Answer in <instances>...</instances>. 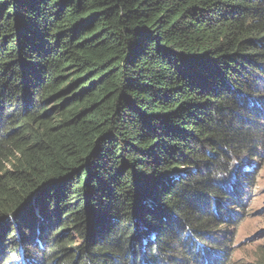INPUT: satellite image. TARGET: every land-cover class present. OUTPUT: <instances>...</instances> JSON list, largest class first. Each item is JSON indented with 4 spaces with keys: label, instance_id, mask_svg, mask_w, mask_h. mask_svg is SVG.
<instances>
[{
    "label": "trees",
    "instance_id": "obj_1",
    "mask_svg": "<svg viewBox=\"0 0 264 264\" xmlns=\"http://www.w3.org/2000/svg\"><path fill=\"white\" fill-rule=\"evenodd\" d=\"M260 80L264 0H0V246L27 232L42 264H179L257 151Z\"/></svg>",
    "mask_w": 264,
    "mask_h": 264
},
{
    "label": "rangeland",
    "instance_id": "obj_2",
    "mask_svg": "<svg viewBox=\"0 0 264 264\" xmlns=\"http://www.w3.org/2000/svg\"><path fill=\"white\" fill-rule=\"evenodd\" d=\"M264 107V103H263ZM245 154L238 155L232 158V162L228 165V169L235 170V179L238 177L236 169L243 172L244 167L255 166L254 169L248 173L245 184L241 188L234 186V183H223L221 193L216 195V199H211L209 209L216 211V221L210 223L204 230H206V238L212 241L203 240L198 249H194L195 243L198 237L190 230L191 236L187 237L188 245H185L186 251L181 253L176 258H179L177 263L179 264H252L258 262L259 258L263 255L264 249V144L259 145L255 154H251L248 161H245L243 157ZM243 159V160H242ZM223 182L221 180L219 183ZM229 190L231 192H237L241 197L240 204L232 203L228 198H223V191ZM224 200L226 215L228 212L234 216L233 220H228L225 216L220 215L218 204ZM229 206V207H228ZM89 212V211H88ZM90 214V212H89ZM87 214V218L89 217ZM11 222V219H7ZM139 217L136 218V230L140 236H143L146 232L145 226L140 222ZM236 220V221H235ZM235 221V222H233ZM90 221H88L89 223ZM10 233V231H9ZM62 233V231H59ZM28 235L26 240L21 239L20 244L27 248L23 252L25 261L22 264H42L44 255L37 252L34 245L29 246L26 243L32 242L33 236ZM72 236L73 241H77L78 244L82 242L81 238H78L75 233L69 231L64 237ZM16 238L20 237L19 234L14 235ZM153 236V235H152ZM233 236V238H230ZM65 238V239H66ZM216 238L223 239L225 243H228V253L217 262L211 260L214 256V249L216 246ZM144 239L143 241H145ZM142 241V240H141ZM35 243V241L33 242ZM17 244V243H16ZM15 246V245H14ZM14 246H11L14 248ZM18 248V247H17ZM14 253H8L12 260L4 264H20L21 259L15 257ZM36 263H31L36 261ZM31 259V260H30ZM79 259H82L80 256Z\"/></svg>",
    "mask_w": 264,
    "mask_h": 264
},
{
    "label": "clouds",
    "instance_id": "obj_3",
    "mask_svg": "<svg viewBox=\"0 0 264 264\" xmlns=\"http://www.w3.org/2000/svg\"><path fill=\"white\" fill-rule=\"evenodd\" d=\"M261 82H263L264 83V81L263 80H260L258 83H261ZM264 90V89H263ZM249 95V94H248ZM258 96V98H259V100H257L256 99V97ZM253 98H254V101H253ZM246 104H245V106L243 107L244 108V110L246 111V115H245V118H247L248 120H251L252 121V123H251V130L253 131V132H255V133H257V135H259V137L258 136H256L254 139L255 140H257V144H256V146L257 147H259V145H262V144H264V107H263V103H264V93L263 94H253L252 96H247V99H246ZM253 107H255V109H257V111H258V117L256 118V116L255 115H252L251 116V113H250V108H252L253 109ZM260 108H261V110H260ZM263 111V112H262ZM261 136V137H260ZM257 150H258V148H257ZM251 154H255V153H250V152H247V153H245V156L243 157V159H245V161H248V157L250 158V155ZM242 159V160H243ZM254 167L255 166H252V165H250V166H247V167H244V170H247V169H250V172L254 169ZM243 170V171H244ZM236 174H238V172H237V170H236ZM238 179V177L235 179V170H230V169H228V172L222 177V180H223V182H221V183H219V185H218V187L220 188V190H222V184L223 183H234V186L235 187H237V188H241L244 184H245V182H243V183H241V187L240 186H236L235 185V180H237ZM225 191H228V192H230V193H232V194H237L238 196H239V194L237 193V192H231V191H229V190H224L223 191V198H228L229 199V196L228 195H226V194H224V192ZM221 192V191H220ZM224 195H226L225 197H224ZM240 197V196H239ZM241 198V197H240ZM215 200V199H214ZM224 200L225 199H223V201L222 202H220V203H222L223 205H224ZM229 201H230V199H229ZM242 201V200H241ZM231 202V201H230ZM219 203V204H220ZM232 203H235V202H232ZM219 204H218V208H219V211L221 210V208L219 207ZM236 204H240V203H236ZM229 207V206H228ZM225 208H227V206H225L224 205V207L222 208V210H225ZM211 211H213V219H212V222L213 221H216L217 219H216V211L213 209V210H211ZM220 215L223 217V216H225V215H222V211H220ZM236 221V220H235ZM235 221H233V222H235ZM24 233H27V232H24ZM202 233H204L205 234V236H206V230H203L202 231ZM24 237L25 238H27L28 237V235H24ZM203 238H206V237H203ZM230 238H233V236H231ZM18 239V238H17ZM24 240H26V239H24ZM206 241H208L209 239L208 238H206L205 239ZM217 240H222L223 241V239H219V238H216V240H215V242H216V246H214V247H212V249H214V256H215V254H216V247H218V244H217ZM20 241H21V239H19L18 240V243L17 244H20ZM209 241H212V240H209ZM16 243H14L12 246H14ZM27 245H29V246H32V245H34L32 242H28V243H26ZM21 245V244H20ZM21 246H23V245H21ZM200 246V245H199ZM228 243L226 244V249H227V253H228ZM18 246H16V248H15V246H14V248H12L11 247V249H13V250H10L9 248H8V246L6 247H1L0 246V264H4V263H6V262H8V261H10V260H12V258L8 255V253H14L13 255H15V257L17 256V257H19L20 259H21V261H20V264H22L24 261H25V257L23 256V251L21 252L20 251V248L18 247ZM26 248V247H25ZM9 249V250H8ZM139 249H141V250H143V251H146V249H148V246L144 243V242H142L141 243V245H140V248ZM227 253L224 255V256H226L227 255ZM214 256H212V258L214 257ZM223 256V257H224ZM212 258H211V260H212ZM221 259V258H220ZM219 259V260H220ZM31 260V259H30ZM32 261V260H31ZM212 261H214V260H212ZM218 261V260H217ZM217 261H214V262H217ZM36 262H37V260H36Z\"/></svg>",
    "mask_w": 264,
    "mask_h": 264
},
{
    "label": "water",
    "instance_id": "obj_4",
    "mask_svg": "<svg viewBox=\"0 0 264 264\" xmlns=\"http://www.w3.org/2000/svg\"><path fill=\"white\" fill-rule=\"evenodd\" d=\"M148 40H149V39H148ZM147 42H148V41H147ZM146 46H147V43H146L145 47H146ZM145 47H144V49H145ZM144 49H143V51H144ZM143 51H142V52H143Z\"/></svg>",
    "mask_w": 264,
    "mask_h": 264
},
{
    "label": "flooded vegetation",
    "instance_id": "obj_5",
    "mask_svg": "<svg viewBox=\"0 0 264 264\" xmlns=\"http://www.w3.org/2000/svg\"><path fill=\"white\" fill-rule=\"evenodd\" d=\"M82 196V195H81Z\"/></svg>",
    "mask_w": 264,
    "mask_h": 264
}]
</instances>
